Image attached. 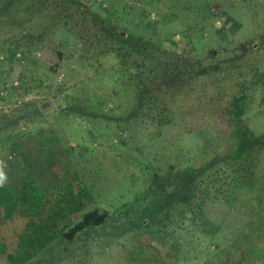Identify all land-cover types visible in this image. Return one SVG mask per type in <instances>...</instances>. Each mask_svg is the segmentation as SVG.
<instances>
[{"label":"rangeland","instance_id":"obj_1","mask_svg":"<svg viewBox=\"0 0 264 264\" xmlns=\"http://www.w3.org/2000/svg\"><path fill=\"white\" fill-rule=\"evenodd\" d=\"M9 2L0 186L15 188L26 158L44 198L40 215L0 217V264H264V0ZM150 44L162 64L147 74ZM44 46L63 53L57 72L38 64ZM241 98L255 135L242 157ZM90 211L105 223L68 241Z\"/></svg>","mask_w":264,"mask_h":264},{"label":"trees","instance_id":"obj_2","mask_svg":"<svg viewBox=\"0 0 264 264\" xmlns=\"http://www.w3.org/2000/svg\"><path fill=\"white\" fill-rule=\"evenodd\" d=\"M20 4H21V0H14L13 6L19 7ZM22 12L24 15H27V12L29 13V8L25 7L24 9H22ZM109 19H111V17ZM103 27L107 29L106 26ZM111 34L112 36L118 35V38L125 43L126 53L130 54L128 57L139 56L141 50L132 48L131 41L128 38H126V36H123L122 33L120 34L117 33V27L112 26ZM147 43L149 42H145V44L139 42L138 44H141V46L143 47V45L145 46ZM137 47L139 48V45H137ZM150 47H152V44H150ZM159 48H156L153 45L151 50L148 49V51L151 52V55L148 56V60L142 64L144 67H142L141 65L137 67L138 70L147 74L156 73L158 71L157 69L158 66L162 64L160 60L161 59L160 52L162 51V48L161 50ZM145 54H147V51H145ZM164 55L166 54L164 53ZM143 56L140 57L142 58ZM63 58H64L63 53L60 50L54 49L50 46H44L41 49L38 58V64L47 71L57 72V70L63 63ZM175 58H179V57L173 56L169 59L175 60ZM129 59L126 58V61ZM166 64H173V61L169 62L168 60V63ZM125 67H128V65L125 64ZM178 69H180V67L177 68V66H174L171 68V71L169 73L172 74L175 71L179 72ZM186 70L189 71L190 68H187ZM241 99H235L232 103L233 105L232 114L235 116L234 121L238 125L239 131L241 132L239 135L237 134V139H238L237 151L240 157L244 155L246 149L250 145L251 146L253 145L254 142L251 140V137L252 136L255 137L254 133L250 129H247L244 123L242 122L243 112L241 110L242 106H240V102L243 101V98ZM256 141L258 143L260 142V144L264 146V134L258 136L256 138ZM11 151L15 153L16 158L18 159L17 154L19 155L20 153L19 148L17 146L16 147L14 146V148H12ZM24 163L26 165L25 169L19 170L17 167L16 169L14 168L16 174H19V178L16 182V185L14 186L15 188L12 189L7 186L4 187L0 186V217H4L5 219H11L12 217H14L17 214L20 206L26 209L27 213L30 215H40V209L44 198V192L43 189L39 186L36 176L32 171L31 165L28 164L26 158ZM56 216L57 214L55 213L54 216L52 217V220L55 219L54 217ZM106 218H107L106 214H102L99 211L86 212L83 214L80 223L77 224L74 228H72L70 232H68L65 235V237L68 241L73 240L74 237L76 236V233L82 232L83 230L91 226H100L103 223H105ZM37 242L40 241L37 239ZM2 251H4V244L0 240V252Z\"/></svg>","mask_w":264,"mask_h":264},{"label":"crops","instance_id":"obj_3","mask_svg":"<svg viewBox=\"0 0 264 264\" xmlns=\"http://www.w3.org/2000/svg\"><path fill=\"white\" fill-rule=\"evenodd\" d=\"M148 246H149L150 253L147 254V253L144 252L143 255L145 256L147 254V257H148V255H150L152 252L154 254H156V251H158V249H157V246H155L154 238L150 239V242H149ZM161 260L162 259L160 257L153 256V258L150 259L149 262L151 264H163V262H161Z\"/></svg>","mask_w":264,"mask_h":264},{"label":"clouds","instance_id":"obj_4","mask_svg":"<svg viewBox=\"0 0 264 264\" xmlns=\"http://www.w3.org/2000/svg\"><path fill=\"white\" fill-rule=\"evenodd\" d=\"M4 180H5V173L2 170H0V184H2Z\"/></svg>","mask_w":264,"mask_h":264}]
</instances>
